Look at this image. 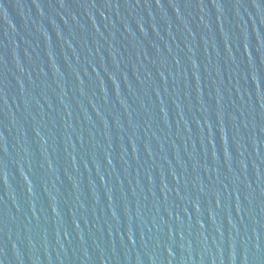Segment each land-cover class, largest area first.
Masks as SVG:
<instances>
[{"label":"water","instance_id":"obj_1","mask_svg":"<svg viewBox=\"0 0 264 264\" xmlns=\"http://www.w3.org/2000/svg\"><path fill=\"white\" fill-rule=\"evenodd\" d=\"M0 264H264V0H0Z\"/></svg>","mask_w":264,"mask_h":264}]
</instances>
